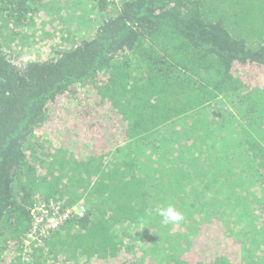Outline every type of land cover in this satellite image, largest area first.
<instances>
[{"label": "trees", "instance_id": "trees-1", "mask_svg": "<svg viewBox=\"0 0 264 264\" xmlns=\"http://www.w3.org/2000/svg\"><path fill=\"white\" fill-rule=\"evenodd\" d=\"M80 5L101 14L90 34L76 36L81 15L72 11L62 22L76 40L60 38L63 49L16 66L8 53L30 45L23 29ZM74 98L88 104L58 146H46L37 132L63 125L61 105ZM224 99L231 129L205 145L202 191L182 189L198 163L180 161L184 149L174 169L138 161L143 142L159 148L154 137L184 118L223 124ZM246 179L264 187V0H0V264H143L151 253L156 264H259V221L234 236L226 217L209 215ZM180 191L191 199L186 234L163 237L171 226L158 210ZM42 200L80 204L85 216L27 246L30 209Z\"/></svg>", "mask_w": 264, "mask_h": 264}, {"label": "rangeland", "instance_id": "rangeland-1", "mask_svg": "<svg viewBox=\"0 0 264 264\" xmlns=\"http://www.w3.org/2000/svg\"><path fill=\"white\" fill-rule=\"evenodd\" d=\"M54 3L57 0H53ZM82 3V2H81ZM117 2L116 4H118ZM116 4H110L107 6V10H113L118 7ZM85 7V6H84ZM83 6H79L78 9H64L60 13V19H55L50 21H46L45 24L41 23L40 19L37 18L36 22L34 23V26L31 29H23V32L26 31V35L30 37V45L25 46H17L13 47L14 52H9V56L13 57V60L16 61L15 64L18 67L23 68L24 65L28 62L45 59L49 56H52V54L55 51L63 49V47L66 45L65 42H61L62 40L60 38L68 37L70 40L74 41L76 40V36H87L90 34L91 30L94 29L91 26L100 18L101 14H97L96 12H85ZM86 8H89L87 6ZM72 11L74 12V16L81 15L80 22L76 26V36L74 34L69 33L66 36L65 29H68L69 22L63 23L62 20L67 18L69 15H71ZM106 12V11H105ZM104 12V13H105ZM96 24V23H95ZM94 24V26H95ZM44 27V29L42 28ZM42 29L45 31L47 30V36H44V38H40L42 34H40L39 30ZM32 42H34L32 44ZM32 44V45H31ZM16 46V45H15ZM224 99L223 101L220 100L216 104L218 108L221 109L220 117H224L225 121L223 124L219 121L221 119L218 118L217 123H209L207 118H205L204 114H201L195 119L191 118H184L174 124L171 128H169L165 133H163L161 136H155L154 138H157L161 141V146L159 148H154L153 143L150 142L147 145L148 141L143 142L144 148L141 149V152H139L138 155V161L142 163H152L150 166L157 171L161 170H168L174 169L177 166V162L179 159H174L175 155H180L181 149H184V154L180 161H183L187 159V161H190V159H193L194 162H198L196 164V170L197 174L194 177H190V179L193 181L192 183L185 184L182 189L185 190V193L188 196H192L191 194L194 191H202V188H205V174H209L208 171H205V163L207 164L208 160L205 159V145L206 144H214L219 142V138H221V130L224 128H228L230 131L231 128H229V122H228V111L229 108L228 100ZM225 103L228 108L226 109L225 106L222 104ZM88 104V103H87ZM87 104H84V102L78 101V99L74 98L73 100L64 101L61 105V109L66 114V118H64L63 125L60 126H54L50 129V131H47L45 129H41L37 132V137L40 138L41 141H45L46 146L55 148L60 143V140L62 138L63 133L67 130L68 126L72 125L74 123L75 117H76V111L79 107H86ZM227 117V118H225ZM164 135V139H163ZM95 139H97L96 135H93ZM94 138L91 139V142H95ZM153 139V138H152ZM116 148H119L124 144V142H121L120 137L116 139ZM118 146V147H117ZM114 151V150H112ZM111 151V152H112ZM122 152H125L124 149H122ZM127 152V151H126ZM125 152V153H126ZM132 153H134L132 151ZM161 153V156H159ZM119 154V153H117ZM116 154V156H117ZM184 157V158H183ZM156 161L152 162L151 160ZM208 180V177L206 178V181ZM165 183V179H164ZM163 183V184H164ZM260 188L261 192L259 194L264 195V187L260 185L259 183H255L253 180L246 179L241 186V189L236 191V195L234 197H230L226 194L222 196L223 194H220L221 198L220 201V207L215 208L210 206V212L207 209L209 215L214 216H223L226 217L228 220L227 222H224V228H228L234 232V236L237 233L242 232L243 230L241 226L248 227L249 221L255 222L256 220L259 221L258 226L261 227L264 226V205H260V199L254 197V193L259 192L258 189L254 190V188ZM181 189V191H182ZM180 191L179 197H182L181 199H178L172 203V206L175 207V209L183 214V216H186V207L185 204L191 199H187L182 196V192ZM205 192V191H203ZM210 199H216L217 196H215L214 193H210L209 195ZM208 199V197L206 196ZM250 198V199H249ZM237 204V205H236ZM229 216H232L234 218L229 219ZM213 223L217 219L211 218ZM214 219V220H213ZM232 220H239L240 224L236 225L234 221ZM165 225V222H163ZM216 224V223H215ZM170 230L166 232L163 237L169 235V234H177V236H172L173 239L181 238L184 234H186L187 226L185 227L184 220L183 223L179 224H171ZM185 227V228H184ZM163 232V231H162ZM241 239V237H240ZM143 238H140V246L143 247L142 243ZM240 249L241 244L240 241L237 242ZM169 253L171 250H168ZM257 253H254L255 259L258 258ZM141 257L142 255L139 254ZM84 261V260H81ZM143 264H156L157 260L154 259V253L144 255V257L141 259ZM74 264V263H71ZM79 264H85L82 262H79ZM87 264H92L91 262H88ZM259 264H264V260L259 262Z\"/></svg>", "mask_w": 264, "mask_h": 264}, {"label": "built area", "instance_id": "built-area-1", "mask_svg": "<svg viewBox=\"0 0 264 264\" xmlns=\"http://www.w3.org/2000/svg\"><path fill=\"white\" fill-rule=\"evenodd\" d=\"M32 224L30 231L23 236V242L29 246L32 242H40L52 231H57L72 218L85 216V208L80 204L72 206L61 202L39 201L30 209Z\"/></svg>", "mask_w": 264, "mask_h": 264}, {"label": "clouds", "instance_id": "clouds-1", "mask_svg": "<svg viewBox=\"0 0 264 264\" xmlns=\"http://www.w3.org/2000/svg\"><path fill=\"white\" fill-rule=\"evenodd\" d=\"M158 214L163 218V222L171 224H179L183 221L184 216L177 211L174 206L162 207L158 210Z\"/></svg>", "mask_w": 264, "mask_h": 264}]
</instances>
